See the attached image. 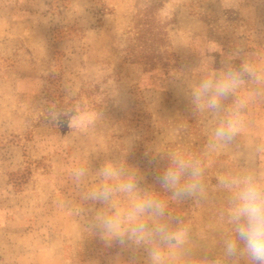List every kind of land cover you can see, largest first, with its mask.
<instances>
[{
    "label": "rangeland",
    "instance_id": "rangeland-1",
    "mask_svg": "<svg viewBox=\"0 0 264 264\" xmlns=\"http://www.w3.org/2000/svg\"><path fill=\"white\" fill-rule=\"evenodd\" d=\"M229 73L218 109L195 102ZM236 115L241 131L214 140ZM176 151L200 163L195 195L160 183ZM249 169H264V0H0V264H154L152 248L160 264H251L225 254L218 217V178ZM128 182L109 204L85 198ZM149 197L166 208L148 228L182 243L100 239L98 216Z\"/></svg>",
    "mask_w": 264,
    "mask_h": 264
},
{
    "label": "clouds",
    "instance_id": "clouds-1",
    "mask_svg": "<svg viewBox=\"0 0 264 264\" xmlns=\"http://www.w3.org/2000/svg\"><path fill=\"white\" fill-rule=\"evenodd\" d=\"M239 85V78L229 73L223 80L202 82L194 91L195 102L208 97L207 107L218 109L222 98L234 94ZM58 114H53L56 120ZM242 129V120L238 115L230 117L225 124L217 127L213 133L214 140L230 141ZM82 174V173H81ZM101 174L106 180L118 175L117 171L106 166ZM202 170L199 161L188 158L176 151L168 156V164L163 169L160 183L173 190L177 197L192 196L201 191L200 177ZM219 184L227 190V206L218 212V217L229 227L222 234V245L225 254L235 257L244 254L251 264H264V169H249L239 174H229L218 178ZM132 182L112 186L105 184L89 191L86 199L109 204L116 192H130ZM166 205L156 198H139L132 202L130 208L121 213L103 214L96 218L95 228L100 239L106 244L113 242L123 244L124 239L142 241L145 233L158 236L162 243L180 244L186 237V231L180 228L172 230L167 222H162L149 229L144 220L146 215H165ZM154 264H160L161 253L157 248L149 250Z\"/></svg>",
    "mask_w": 264,
    "mask_h": 264
},
{
    "label": "trees",
    "instance_id": "trees-1",
    "mask_svg": "<svg viewBox=\"0 0 264 264\" xmlns=\"http://www.w3.org/2000/svg\"><path fill=\"white\" fill-rule=\"evenodd\" d=\"M148 25V23L147 24H145V26H147ZM137 34H138V32H137ZM153 36H152V40L154 39V34H152ZM140 36V35H139Z\"/></svg>",
    "mask_w": 264,
    "mask_h": 264
}]
</instances>
